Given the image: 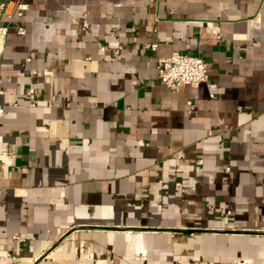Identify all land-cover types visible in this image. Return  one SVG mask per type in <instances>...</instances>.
<instances>
[{
	"label": "crops",
	"instance_id": "crops-1",
	"mask_svg": "<svg viewBox=\"0 0 264 264\" xmlns=\"http://www.w3.org/2000/svg\"><path fill=\"white\" fill-rule=\"evenodd\" d=\"M19 2L0 40V264H264V0ZM171 52L215 87L160 85Z\"/></svg>",
	"mask_w": 264,
	"mask_h": 264
},
{
	"label": "built area",
	"instance_id": "built-area-1",
	"mask_svg": "<svg viewBox=\"0 0 264 264\" xmlns=\"http://www.w3.org/2000/svg\"><path fill=\"white\" fill-rule=\"evenodd\" d=\"M20 0H12L13 6L11 13H6V6L2 9L3 15L6 16L7 25L0 26V40H2L6 35L8 26L10 24L11 18L16 15L20 16L22 11L25 10V5L19 2ZM16 35H23L24 29L20 25L12 26ZM81 30L87 28V23L83 19L80 22ZM145 48L151 51L156 50L155 44L146 45ZM103 50L104 47H101ZM117 53V51H115ZM28 59H26L27 61ZM156 77L160 85L166 87L171 92H177L182 87L197 88L201 84H206L209 89L215 87L214 84L207 83V74L204 61L198 56L185 55L177 52H171L166 57L160 59L156 63ZM4 91L0 89V94ZM25 97L27 100V106L32 108L35 105V95L34 90L30 87L25 91ZM212 97V94H209ZM189 105V103H187ZM2 113V108L0 107V114Z\"/></svg>",
	"mask_w": 264,
	"mask_h": 264
}]
</instances>
